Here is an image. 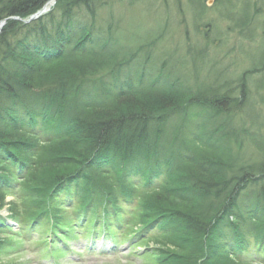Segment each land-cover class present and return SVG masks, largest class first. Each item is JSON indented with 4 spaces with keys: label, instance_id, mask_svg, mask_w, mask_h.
I'll return each instance as SVG.
<instances>
[{
    "label": "trees",
    "instance_id": "trees-1",
    "mask_svg": "<svg viewBox=\"0 0 264 264\" xmlns=\"http://www.w3.org/2000/svg\"><path fill=\"white\" fill-rule=\"evenodd\" d=\"M47 1L0 0V264L17 217L2 213L6 195L27 184L40 203L27 225L51 213L63 231L50 246L74 226L117 239L126 225L136 240L161 234L159 264H264V162L240 161L239 133L224 131L241 102L195 98L213 127L187 141L171 121L196 104L181 83L141 73L89 86L134 57L96 25L111 0H55L24 23Z\"/></svg>",
    "mask_w": 264,
    "mask_h": 264
},
{
    "label": "rangeland",
    "instance_id": "rangeland-1",
    "mask_svg": "<svg viewBox=\"0 0 264 264\" xmlns=\"http://www.w3.org/2000/svg\"><path fill=\"white\" fill-rule=\"evenodd\" d=\"M244 8L249 12L248 23L237 25L234 20H244V15L239 14ZM96 25L101 33L116 35L122 47L120 51L135 50L128 65L120 71L98 76L89 82L90 87L99 89L102 84L141 73L148 77L159 76L163 83L176 82L179 86L181 82L185 88L197 92H189L196 104L188 109L190 118L184 126L180 129L176 124L174 127L180 129L181 135H189L198 126L203 139L205 130L213 127L206 119L211 111L205 107L206 103L195 98L203 100V94L209 98L201 94L205 90L220 93L230 87L234 90L233 101L238 102L241 93L245 97L241 105H246V114L241 113L240 106L237 119L224 131L231 136L241 132L248 135L240 141L230 140L232 152L241 161L264 162V0H219L218 4L217 0H113L97 12ZM249 69L251 77L246 80L243 75ZM72 105L68 103L67 113ZM229 106H234V102L228 104V112L231 111ZM32 195L29 184L17 188L15 196L8 193L4 213H13L28 223V216L35 213ZM41 229L34 227L31 232L24 229L17 235L19 238L10 236V245L4 248L1 261L4 264H155L150 258L140 257L145 244L133 243L130 249L110 254L102 249V240L85 251L87 242L80 237L68 247L60 245L63 250L70 248V252L54 261L44 251L39 252L43 248ZM152 245H157L156 240L149 243Z\"/></svg>",
    "mask_w": 264,
    "mask_h": 264
},
{
    "label": "water",
    "instance_id": "water-1",
    "mask_svg": "<svg viewBox=\"0 0 264 264\" xmlns=\"http://www.w3.org/2000/svg\"><path fill=\"white\" fill-rule=\"evenodd\" d=\"M45 11H46V7H43L42 10L38 11L36 14H34L33 16H31L30 20H31V19H34V18H36V17H38V16H40V15L43 14ZM0 25H1V24H0Z\"/></svg>",
    "mask_w": 264,
    "mask_h": 264
},
{
    "label": "bare ground",
    "instance_id": "bare-ground-1",
    "mask_svg": "<svg viewBox=\"0 0 264 264\" xmlns=\"http://www.w3.org/2000/svg\"><path fill=\"white\" fill-rule=\"evenodd\" d=\"M52 1H53V0H50L49 4H51V3H52Z\"/></svg>",
    "mask_w": 264,
    "mask_h": 264
}]
</instances>
